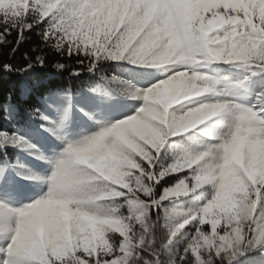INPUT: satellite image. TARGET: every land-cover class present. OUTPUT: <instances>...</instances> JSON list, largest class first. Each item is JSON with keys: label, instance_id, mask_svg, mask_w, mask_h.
I'll use <instances>...</instances> for the list:
<instances>
[{"label": "snow or ice", "instance_id": "obj_1", "mask_svg": "<svg viewBox=\"0 0 264 264\" xmlns=\"http://www.w3.org/2000/svg\"><path fill=\"white\" fill-rule=\"evenodd\" d=\"M0 264H264V0H0Z\"/></svg>", "mask_w": 264, "mask_h": 264}, {"label": "trees", "instance_id": "obj_2", "mask_svg": "<svg viewBox=\"0 0 264 264\" xmlns=\"http://www.w3.org/2000/svg\"><path fill=\"white\" fill-rule=\"evenodd\" d=\"M28 47H29V44L26 43V44L21 48L20 53L18 54V56H19V55H22V53L24 52V50L27 49ZM2 51H3V53H4V56H7L9 50L5 48V49H3Z\"/></svg>", "mask_w": 264, "mask_h": 264}]
</instances>
